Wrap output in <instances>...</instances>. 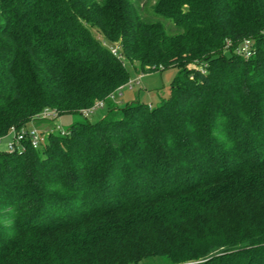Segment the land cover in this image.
Listing matches in <instances>:
<instances>
[{
  "label": "trees",
  "instance_id": "1",
  "mask_svg": "<svg viewBox=\"0 0 264 264\" xmlns=\"http://www.w3.org/2000/svg\"><path fill=\"white\" fill-rule=\"evenodd\" d=\"M123 59L170 96L112 109ZM102 100L0 151V264H264V0H0V138Z\"/></svg>",
  "mask_w": 264,
  "mask_h": 264
},
{
  "label": "rangeland",
  "instance_id": "2",
  "mask_svg": "<svg viewBox=\"0 0 264 264\" xmlns=\"http://www.w3.org/2000/svg\"><path fill=\"white\" fill-rule=\"evenodd\" d=\"M135 1L139 3L144 10H151L152 5L156 0ZM93 33L94 35L99 37L98 33L95 30H93ZM123 63L129 71L130 82H132V85H130V82H128L125 87L123 86L124 88H121L122 90L120 89L118 93H113L115 96L114 103L119 109L124 108L128 103H134L137 101H139L141 104L157 106L160 104L162 99H167L170 96L171 85L178 75V69L176 67L161 69L159 71L144 72L139 69L138 65L136 71L134 64H132L128 59H123ZM106 101L110 104L112 109L115 108V105L112 103L113 100L111 96L108 97ZM108 114V107L105 110H99L95 112L94 115L92 114L90 116H82L80 114H77L59 117L56 113L54 115H51L50 117L48 116L46 118H40L34 121L33 124H30L29 128L35 127L42 133L46 134L47 137L52 132L65 136L72 125L83 122L86 119L95 123ZM110 116L119 118L121 114L120 111L115 110L111 113ZM11 142V137L8 136L3 138L0 141V151L8 152V146ZM143 264H171V262L167 258L158 257L148 259L144 261Z\"/></svg>",
  "mask_w": 264,
  "mask_h": 264
},
{
  "label": "built area",
  "instance_id": "3",
  "mask_svg": "<svg viewBox=\"0 0 264 264\" xmlns=\"http://www.w3.org/2000/svg\"><path fill=\"white\" fill-rule=\"evenodd\" d=\"M111 50H112L113 54H117L119 47L118 46L113 47ZM241 51H242V54H245L247 57H250L252 54L248 43L244 46V48ZM130 85H132V82H130ZM130 88H131V86H130ZM119 91H120V89H119ZM111 98H112V100H114V98H115L114 94L111 95ZM104 105H105L104 101L97 102L93 108L86 110L83 113L85 116H89V115L93 114L96 109L103 108ZM54 114H56V112H54L52 110L51 111L45 110L44 112L39 114V116L37 117L36 120H38L40 118H46L48 116L50 117L51 115H54ZM9 137L12 138V142L8 146V152L12 153L15 151L24 152L26 150L25 142L27 140L30 141L31 145L34 148H36V149L40 148L43 145V143L46 141L47 135L44 133H41L35 127L29 128V129H22L21 131H18L17 129L12 128L10 133H9ZM1 140L2 139H0V141Z\"/></svg>",
  "mask_w": 264,
  "mask_h": 264
}]
</instances>
